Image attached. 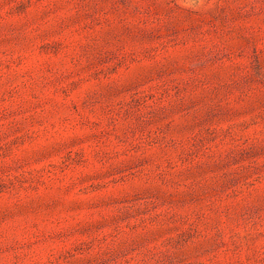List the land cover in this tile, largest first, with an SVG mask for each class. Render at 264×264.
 <instances>
[{
    "label": "rangeland",
    "instance_id": "374dc122",
    "mask_svg": "<svg viewBox=\"0 0 264 264\" xmlns=\"http://www.w3.org/2000/svg\"><path fill=\"white\" fill-rule=\"evenodd\" d=\"M0 264H264V0H0Z\"/></svg>",
    "mask_w": 264,
    "mask_h": 264
}]
</instances>
